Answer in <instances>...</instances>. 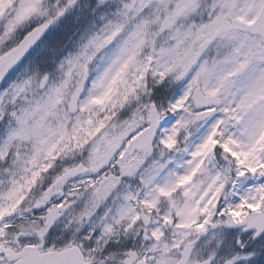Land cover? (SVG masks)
<instances>
[{
  "label": "snow or ice",
  "instance_id": "obj_1",
  "mask_svg": "<svg viewBox=\"0 0 264 264\" xmlns=\"http://www.w3.org/2000/svg\"><path fill=\"white\" fill-rule=\"evenodd\" d=\"M0 264H264V0H0Z\"/></svg>",
  "mask_w": 264,
  "mask_h": 264
}]
</instances>
